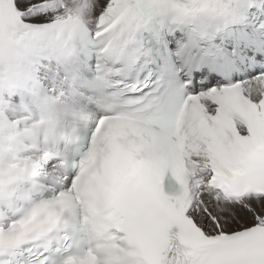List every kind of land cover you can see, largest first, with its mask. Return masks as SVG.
Wrapping results in <instances>:
<instances>
[{
  "label": "snow or ice",
  "instance_id": "1",
  "mask_svg": "<svg viewBox=\"0 0 264 264\" xmlns=\"http://www.w3.org/2000/svg\"><path fill=\"white\" fill-rule=\"evenodd\" d=\"M0 264H264V0H0Z\"/></svg>",
  "mask_w": 264,
  "mask_h": 264
}]
</instances>
